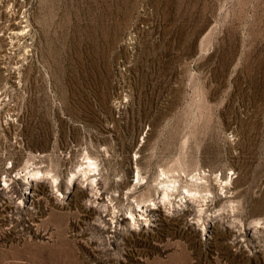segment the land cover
Segmentation results:
<instances>
[{"label": "rangeland", "instance_id": "obj_1", "mask_svg": "<svg viewBox=\"0 0 264 264\" xmlns=\"http://www.w3.org/2000/svg\"><path fill=\"white\" fill-rule=\"evenodd\" d=\"M1 91L0 264H264V0H0Z\"/></svg>", "mask_w": 264, "mask_h": 264}, {"label": "clouds", "instance_id": "obj_2", "mask_svg": "<svg viewBox=\"0 0 264 264\" xmlns=\"http://www.w3.org/2000/svg\"><path fill=\"white\" fill-rule=\"evenodd\" d=\"M113 106L116 107L117 106V102L114 101L113 102ZM229 139L232 140L233 142H235L236 137L234 136H229ZM26 168V167H25ZM99 169H98V165L97 162L92 159L91 157H89L87 152H84L83 156L81 157V163L79 164V166L76 167L74 173H72L69 178H68V184L71 185L73 180H75L77 178V175H80V177L82 178L84 184H88L91 183V185L93 186V188H95L96 184H97V179H91L89 180V176H95L98 173ZM31 175V177L33 179H39L41 176L43 175H47L48 178L51 180V189L52 191L55 192L56 196L59 197L61 194L59 193V191L56 189V185L59 183L60 177L54 176L53 173L51 171L41 174L39 171L36 172H32V173H26V171L23 172H18L17 176L18 177H22L25 180H28V176ZM233 174L229 173V176L231 177ZM159 180L163 181V180H168V177L164 174L161 173L159 176ZM225 184L229 183V181H224ZM159 185L160 189H165L163 191V201L164 202H168L170 197H169V193L170 192H174L176 190V185L175 182H168V183H159V181H157V183ZM190 195L192 196H197L198 193H190ZM19 203H22V201H19ZM140 206L137 205V208H139ZM234 207V206H233ZM200 213L204 212L203 208L199 209ZM170 215V212L167 213ZM112 215L115 216L117 215V210L115 208H113L112 210ZM128 217L131 218V210L128 211ZM140 219L142 221H144V225L147 226L150 224V221L148 219H146L144 216H141ZM195 223L197 225H199V227L202 229L204 227V225L201 223V221L199 219L195 220ZM253 224L256 225V227H260L262 224H264V221L262 220H256L253 222ZM132 229L135 230H139L140 225L136 223V221L134 219L131 220V224H130ZM91 238V237H90ZM92 239V238H91Z\"/></svg>", "mask_w": 264, "mask_h": 264}, {"label": "bare ground", "instance_id": "obj_3", "mask_svg": "<svg viewBox=\"0 0 264 264\" xmlns=\"http://www.w3.org/2000/svg\"><path fill=\"white\" fill-rule=\"evenodd\" d=\"M3 92L1 91L0 92V95L2 94ZM90 157V156H89ZM96 161V160H95ZM98 161V160H97ZM176 168V167H175ZM37 169V168H36ZM56 169V168H55ZM178 169H179V167H178ZM39 171V170H38ZM42 171H43V169H42ZM49 171V170H48ZM171 171V170H170ZM34 172V171H33ZM56 172V171H55ZM55 172H53V173H55ZM168 173V170L166 171H164V174L165 175H167V176H169L170 175V173H169V175L167 174ZM161 174V173H160ZM54 176H57V175H54ZM138 176H139V172H138ZM178 176V175H177ZM91 179V178H90ZM94 179V178H93ZM97 179V178H96ZM168 182H175V178H173V179H168V180H163L162 181V183H168ZM176 183V182H175ZM90 184V183H89ZM180 184V183H179ZM196 184H198V183H196ZM50 185H51V180H50ZM187 186V185H186ZM197 186V185H196ZM190 187H192V186H190ZM190 187H188V188H186V191H187V193H195V191H193V192H191V188ZM179 188V187H178ZM95 189V188H94ZM181 189V188H180ZM196 189V188H195ZM165 189H161V191H162V197H163V191H164ZM53 192V191H52ZM197 192V191H196ZM32 193H34V192H32ZM57 197V196H56ZM204 198V197H203ZM194 199H195V197H194ZM163 202V201H162ZM161 202V203H162ZM156 203H158V202H156ZM155 202H152V204H156ZM139 205V204H138ZM147 206V205H146ZM142 207V206H141ZM132 214V213H131ZM133 215V214H132ZM132 218L134 219V217L132 216Z\"/></svg>", "mask_w": 264, "mask_h": 264}]
</instances>
